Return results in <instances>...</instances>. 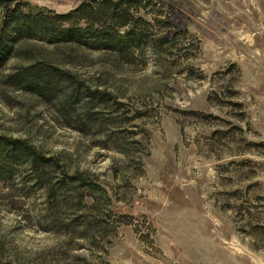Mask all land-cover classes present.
<instances>
[{"label": "rangeland", "instance_id": "374dc122", "mask_svg": "<svg viewBox=\"0 0 264 264\" xmlns=\"http://www.w3.org/2000/svg\"><path fill=\"white\" fill-rule=\"evenodd\" d=\"M86 1L10 0L59 14ZM139 5L129 48L36 38L0 70V135L93 184L55 223L27 173L0 182V264H264V0ZM41 62L108 101L7 83Z\"/></svg>", "mask_w": 264, "mask_h": 264}, {"label": "trees", "instance_id": "16d2710c", "mask_svg": "<svg viewBox=\"0 0 264 264\" xmlns=\"http://www.w3.org/2000/svg\"><path fill=\"white\" fill-rule=\"evenodd\" d=\"M139 4L141 0H88L68 13L59 14L22 3L15 4L12 9L10 0H0V9L5 11L0 29V70L14 57L19 44L36 38L98 49L129 48L141 39V34L135 31L136 25L140 23L145 28L148 25L140 17L135 18ZM7 81L19 90L47 100H58L63 104L72 100L74 107L85 98L108 101L106 97H109L90 90H87L86 96L85 93L81 95L79 84H75L71 75L43 62L18 69L7 77ZM63 87H71L70 96L60 95ZM25 173L46 191L49 204L46 214L55 223L57 217L64 216L70 208H73L72 214L77 218V207L84 199L82 190L93 186L84 174L70 175L63 171L55 159L46 157L29 142L0 135V182L15 183ZM72 186L76 188L72 189ZM76 192L79 193L75 199ZM101 197L105 198L103 194ZM63 222L67 227L66 221Z\"/></svg>", "mask_w": 264, "mask_h": 264}]
</instances>
